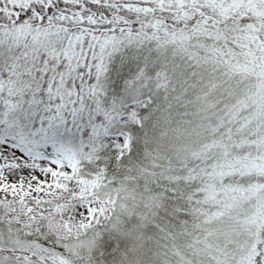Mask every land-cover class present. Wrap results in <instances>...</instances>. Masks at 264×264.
I'll return each mask as SVG.
<instances>
[{
  "label": "snow or ice",
  "instance_id": "6c2138e0",
  "mask_svg": "<svg viewBox=\"0 0 264 264\" xmlns=\"http://www.w3.org/2000/svg\"><path fill=\"white\" fill-rule=\"evenodd\" d=\"M0 264H264V0H0Z\"/></svg>",
  "mask_w": 264,
  "mask_h": 264
}]
</instances>
